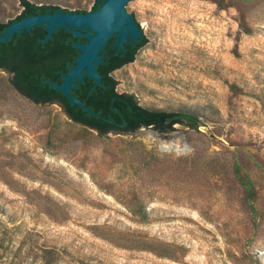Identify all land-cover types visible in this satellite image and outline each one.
Masks as SVG:
<instances>
[{
	"label": "rangeland",
	"instance_id": "rangeland-1",
	"mask_svg": "<svg viewBox=\"0 0 264 264\" xmlns=\"http://www.w3.org/2000/svg\"><path fill=\"white\" fill-rule=\"evenodd\" d=\"M22 11L0 0V21ZM130 13L148 43L113 73L118 92L194 113L199 130L100 136L0 72V264H264V0H134Z\"/></svg>",
	"mask_w": 264,
	"mask_h": 264
},
{
	"label": "trees",
	"instance_id": "trees-1",
	"mask_svg": "<svg viewBox=\"0 0 264 264\" xmlns=\"http://www.w3.org/2000/svg\"><path fill=\"white\" fill-rule=\"evenodd\" d=\"M22 13L9 22L0 21V36L14 22L46 12L54 14L58 10L70 12L53 5H37L22 0ZM100 7L97 2L92 11ZM77 13H87L78 10ZM48 31L45 26L33 28L30 32L23 30L21 35L15 34L7 42L0 44V72L10 77L13 88L22 96L35 104H56L67 114L70 120L83 127L96 131L100 136L133 135L142 129H154L166 134L175 131V127L185 126L199 130L200 118L188 111H167L140 105L137 98L117 90L118 82L113 73L135 61L139 51L148 40L142 37L136 43L125 45L123 50L115 47V39L110 40L101 53L103 63L98 66L101 84L84 76L83 82H77L71 94L83 102L100 117H96L84 109L73 105L63 94L51 84L61 85L63 75L68 74L70 67L80 55L76 42H86L76 38L65 29H58L51 40L44 41ZM236 177L246 189L247 198L252 203L256 197L254 185L248 176H243L236 169ZM131 211L144 222L148 220L147 212L142 204H133Z\"/></svg>",
	"mask_w": 264,
	"mask_h": 264
},
{
	"label": "water",
	"instance_id": "water-1",
	"mask_svg": "<svg viewBox=\"0 0 264 264\" xmlns=\"http://www.w3.org/2000/svg\"><path fill=\"white\" fill-rule=\"evenodd\" d=\"M134 0H102L99 9L87 13L67 12L62 10L51 14L36 15L14 22L5 33L0 36V44L10 41L15 34L21 35L23 30L31 31L35 27L45 26L48 31L44 41L51 40L58 29H65L76 38H83L86 42H76L75 47L80 55L75 66L70 67L68 74L63 75L61 85L51 83L57 91L73 104L88 113L100 117L89 109L83 102L71 94L77 82H83L84 76L101 84V76L97 69L103 63L102 55L107 43L115 39V47L123 50L125 45L138 42L145 37L134 17L130 13ZM146 38V37H145Z\"/></svg>",
	"mask_w": 264,
	"mask_h": 264
}]
</instances>
